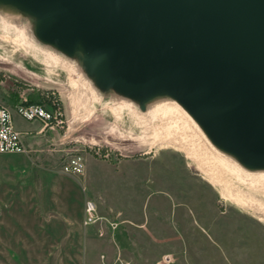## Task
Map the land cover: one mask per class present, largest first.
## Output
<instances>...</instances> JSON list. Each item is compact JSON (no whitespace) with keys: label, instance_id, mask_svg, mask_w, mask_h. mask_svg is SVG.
Instances as JSON below:
<instances>
[{"label":"water","instance_id":"95a60500","mask_svg":"<svg viewBox=\"0 0 264 264\" xmlns=\"http://www.w3.org/2000/svg\"><path fill=\"white\" fill-rule=\"evenodd\" d=\"M101 92L173 98L210 142L264 169V0H0Z\"/></svg>","mask_w":264,"mask_h":264},{"label":"rangeland","instance_id":"374dc122","mask_svg":"<svg viewBox=\"0 0 264 264\" xmlns=\"http://www.w3.org/2000/svg\"><path fill=\"white\" fill-rule=\"evenodd\" d=\"M4 18L0 14V34H8L20 44L0 39V103L11 109L12 121L21 129L34 130L38 126L35 120L23 119L12 109L28 96L49 110L58 107L64 123L57 131L46 130L44 140L27 153H0V206L28 205L24 194L32 187L33 177L30 167L16 166L22 159L36 163L40 170H60L76 158L79 161L86 157L110 161L136 159L138 162H130L127 170L130 174L144 171L145 194L154 186L181 185L185 189L179 196L190 209L175 225L187 228H182L180 233L187 241L186 254H183L188 264H264V189L250 187L229 173L224 174L227 189L223 185L211 186L188 163L180 147L151 142L149 133L156 120L148 123L128 106L115 112L111 106L118 95L112 91L101 92L100 99L88 105L89 116L81 119L74 131L69 130L72 119L68 103L74 94L73 85L58 64L41 53L26 33L18 36L24 27L23 19L12 23ZM37 174L39 178L40 172ZM218 190L241 194L246 205L224 199ZM154 204H160L161 215L167 218V199L150 193L144 201V212L148 214ZM2 217L7 219L0 223L14 225L10 214ZM165 250L180 255V247L176 245L154 247L153 252L163 254ZM78 252L80 248L74 246H0V264H79L72 256Z\"/></svg>","mask_w":264,"mask_h":264},{"label":"crops","instance_id":"0c3cea01","mask_svg":"<svg viewBox=\"0 0 264 264\" xmlns=\"http://www.w3.org/2000/svg\"><path fill=\"white\" fill-rule=\"evenodd\" d=\"M16 128L27 133L28 150L44 140L46 130L35 133L38 126L34 130ZM130 162L138 160L86 157L80 161L82 172L70 174L40 170L36 163L22 159L16 166L30 167L33 177L32 187L24 194L28 205L0 206V220L7 219L2 217L6 214L14 220L10 226L0 223V246H74L80 248L72 255L79 264H188L187 241L180 233L183 227L175 225L190 209L179 196L185 189L154 186L145 194V173L130 174ZM152 192L167 199V218L162 217L160 204L144 212L145 198ZM86 200L93 202L97 219L83 225ZM170 245L180 247L179 256L170 250L153 252L154 247Z\"/></svg>","mask_w":264,"mask_h":264},{"label":"bare ground","instance_id":"6f19581e","mask_svg":"<svg viewBox=\"0 0 264 264\" xmlns=\"http://www.w3.org/2000/svg\"><path fill=\"white\" fill-rule=\"evenodd\" d=\"M0 14L12 23L23 19L24 27L18 36L22 37L26 33L29 39L38 45L39 51L52 62L57 63L58 67L66 73L69 83L74 87V94L71 98L69 95L68 103L69 115L72 119L69 130L74 131L80 125L81 119H86L89 116L87 107L100 99L101 91L94 86L91 78L85 75L78 60H74L52 46L37 40L33 33V19L30 16L7 5H0ZM0 39L5 41L10 39L20 44L14 37L5 33L0 34ZM10 46L12 47V45ZM126 106L148 123L156 120L154 128L149 133L151 142L153 144L168 143L180 147L188 163L198 170L200 176L211 186L223 185L227 189L228 181L224 174L229 173L250 187L257 186V188L264 189V169L244 167L232 155L214 146L192 117L170 96L158 95L150 98L144 103L143 110H137L134 107L137 106L136 102L123 96H117L111 107L115 112H121V109ZM219 193L221 197L236 205H246L241 194H232L229 190H220Z\"/></svg>","mask_w":264,"mask_h":264},{"label":"built area","instance_id":"2783aa9c","mask_svg":"<svg viewBox=\"0 0 264 264\" xmlns=\"http://www.w3.org/2000/svg\"><path fill=\"white\" fill-rule=\"evenodd\" d=\"M12 109L23 119L35 120L38 123L35 133H43L45 130L57 131L63 127L64 121L58 107H55L54 110H49L38 103L27 104L26 99H22ZM25 134L27 133L18 130L14 126L11 118V109L0 103V153H27L29 150L24 143ZM60 171L78 174L82 172V166L78 158L70 159L66 164L62 165ZM83 210V225L92 223L97 219L92 201L86 200Z\"/></svg>","mask_w":264,"mask_h":264},{"label":"trees","instance_id":"16d2710c","mask_svg":"<svg viewBox=\"0 0 264 264\" xmlns=\"http://www.w3.org/2000/svg\"><path fill=\"white\" fill-rule=\"evenodd\" d=\"M34 102H36V101H34V99H32L30 96L27 97V99H26L27 104L34 103Z\"/></svg>","mask_w":264,"mask_h":264}]
</instances>
